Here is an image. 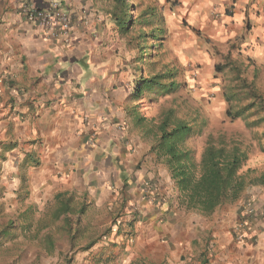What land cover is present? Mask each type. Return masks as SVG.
Instances as JSON below:
<instances>
[{
    "label": "crops",
    "instance_id": "0c3cea01",
    "mask_svg": "<svg viewBox=\"0 0 264 264\" xmlns=\"http://www.w3.org/2000/svg\"><path fill=\"white\" fill-rule=\"evenodd\" d=\"M32 1L41 6L49 0ZM56 1L71 20L67 36H48L27 19L20 0H0V187L14 175L20 191L24 180L27 191L76 197L77 208L85 205L84 217L100 210L105 218L114 214L117 233L134 224L133 206L142 202L140 213L148 219L173 212L174 182L164 158L151 149L157 133L148 128L158 121L149 122L133 97L136 58L128 42L135 33L119 29L112 0ZM137 5L150 19L153 12L154 25L164 29L161 43L166 38L175 60L206 62L196 85L208 84L206 92L216 86L218 99L231 106L227 91L237 87L221 92L222 85L211 78L224 68L238 75L239 87L246 80L255 94L264 95V0H140ZM150 27L144 24L146 31ZM169 82L168 91L181 85ZM244 94L249 104L253 98ZM72 149L77 159L70 157ZM146 181L155 190L137 203ZM262 211L264 185H256L198 226L210 229L220 253H232L235 263L264 264ZM163 228L170 238L178 237L176 224L166 222Z\"/></svg>",
    "mask_w": 264,
    "mask_h": 264
},
{
    "label": "rangeland",
    "instance_id": "374dc122",
    "mask_svg": "<svg viewBox=\"0 0 264 264\" xmlns=\"http://www.w3.org/2000/svg\"><path fill=\"white\" fill-rule=\"evenodd\" d=\"M131 1L137 4L140 0ZM140 9L138 6L132 10L133 18L142 11ZM138 30V25L134 24L129 34L132 36ZM147 39L146 45L155 44L156 47L150 49L151 54L145 55L144 61H141L140 50L134 49L132 53L136 58L133 66L136 82L141 74L151 76L165 71L174 73L171 80L181 84L176 90L164 93L160 89L144 91L136 106L149 118V122L158 121L166 110L173 109L174 118H183L192 128H200V134L195 133L188 139L197 156H200L206 138L212 135L216 141L223 140L228 145L239 143L249 152L247 166L255 168L253 174L264 172V120L254 121L264 118V110L257 105L245 112V118L226 115L229 104L222 98L218 99L216 86L206 92L203 88L208 84L201 83L204 87L196 85V76L205 71L206 62L175 60L166 38L160 45H157L158 41L152 43L150 36ZM143 41L142 37L139 44ZM160 46L164 47L161 51ZM147 53L149 49L145 51ZM224 71V68H218L211 78L216 79V85H222L221 92L236 86V91H227L232 103L229 107L232 112L242 109L249 100L239 87L238 75ZM107 122L108 127L113 125ZM76 153L77 150H70V157L77 159ZM35 160L34 156L30 157L33 166L36 165ZM0 179L4 180L2 173ZM5 180L7 186L0 187V264H67V261L70 264H238L232 253H220L210 229L198 226V223L202 225L212 221L214 215L205 216L200 222L194 220L196 216L190 213L183 216V207L175 202L169 207L173 212L166 211L148 219L149 214L140 213L145 209L142 202L133 206L137 215L134 224L131 227L125 224L126 230L124 226L117 233L114 214L105 218L106 214L101 210L91 213L98 215L99 219L90 218V213L85 217L77 215L78 198L67 195L64 200L69 202L70 212L64 219L63 214H57L61 202L53 193L48 194L44 189L40 193L33 189L27 191L24 180L20 191L16 187L18 178L14 175L7 176ZM142 189L137 203L141 202L139 199L146 200L149 191L155 190L154 184L147 181ZM24 217L28 219L24 220ZM166 222L168 225L176 224L177 238H170L164 231ZM260 247L259 244L257 248Z\"/></svg>",
    "mask_w": 264,
    "mask_h": 264
},
{
    "label": "trees",
    "instance_id": "16d2710c",
    "mask_svg": "<svg viewBox=\"0 0 264 264\" xmlns=\"http://www.w3.org/2000/svg\"><path fill=\"white\" fill-rule=\"evenodd\" d=\"M135 9L136 4L131 0H112L111 16L123 33L131 31L134 24L138 25L139 30L128 43L133 49L140 50L141 61H144V56H149L150 49L156 47L155 44L146 45L147 37L150 36L152 43L158 41L157 45H160L162 41L160 39H163V35L161 37L160 34L164 29L158 24L154 25L155 19L151 11L149 13L151 19L148 18L146 11H141L133 18L132 10ZM144 24L152 27L146 31ZM142 37L144 43L139 44ZM147 49L149 53L145 54ZM171 78L172 72L165 71L151 76L141 74L134 86V99L139 100L144 91L151 92L154 89H160L161 93L168 91L173 86V83L169 82ZM242 82L241 90L248 91L253 99L242 109L239 108L233 112L228 106L225 111L228 116L245 118V112L258 104L260 109L264 110V95L255 94L252 85L246 80ZM173 113V109L166 110L158 122L153 123L148 129L157 133V139L151 149L164 158L177 191V203L181 207L209 216L216 208L239 199L248 187L264 185V172L253 174L255 168L247 166L249 152L239 143L228 145L225 141H216L212 135H209L200 156H197L188 139L195 133L200 134V128H192L187 120L174 118ZM261 120L264 118H256L254 121ZM56 197L61 202V208L57 214H63L64 219H67L70 212L69 202L67 200L66 202L62 195ZM84 211L85 205H81L75 213L82 216ZM24 218V220L28 219V217ZM67 264L70 262L67 261Z\"/></svg>",
    "mask_w": 264,
    "mask_h": 264
},
{
    "label": "built area",
    "instance_id": "2783aa9c",
    "mask_svg": "<svg viewBox=\"0 0 264 264\" xmlns=\"http://www.w3.org/2000/svg\"><path fill=\"white\" fill-rule=\"evenodd\" d=\"M20 8L27 19L44 30L48 36L68 35L71 20L58 1L49 0L44 5L36 6L32 0H20ZM259 217L264 220V211Z\"/></svg>",
    "mask_w": 264,
    "mask_h": 264
}]
</instances>
